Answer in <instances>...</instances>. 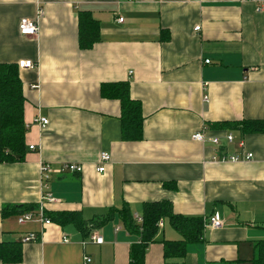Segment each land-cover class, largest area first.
<instances>
[{
    "label": "crops",
    "instance_id": "1",
    "mask_svg": "<svg viewBox=\"0 0 264 264\" xmlns=\"http://www.w3.org/2000/svg\"><path fill=\"white\" fill-rule=\"evenodd\" d=\"M80 10L100 22L88 49L79 46ZM25 18L37 20L36 35L20 32ZM20 60L34 64L19 68L29 151L0 161V242H20L23 257L0 264H130L139 236L118 210L139 220L144 203L161 200L186 216L217 213L223 226L206 225L183 257L166 258L162 241L182 236L161 220L145 264H253L264 240V133L213 125L264 119V0H0V63ZM116 81L142 104L141 140L123 138L119 100L101 95L102 83ZM198 131L205 141L193 138ZM103 152L110 159L99 171ZM231 155L241 159L221 160ZM66 163L83 170L61 171ZM25 203L38 206L2 214ZM113 208L88 235L45 222V210L89 219ZM26 212L33 218L20 223ZM30 233L37 238L24 242Z\"/></svg>",
    "mask_w": 264,
    "mask_h": 264
},
{
    "label": "trees",
    "instance_id": "2",
    "mask_svg": "<svg viewBox=\"0 0 264 264\" xmlns=\"http://www.w3.org/2000/svg\"><path fill=\"white\" fill-rule=\"evenodd\" d=\"M78 39L81 49L91 48L100 40V22L91 11L78 12ZM18 63H0V161L15 162L25 159L29 148L25 141L27 125L24 119L25 95L23 82L19 74ZM101 95L105 98L117 99L121 105V122L125 140H141L143 138L144 116L142 104L130 94L128 81L107 82L101 84ZM215 127L228 130H240L245 133H264V119H243L214 123ZM35 203H25L20 207L7 205L2 214L29 211L37 208ZM45 217L61 226L74 225L84 235L110 221L115 209L104 214L86 219L79 211H44ZM126 228L139 236L130 251V264H145V253L150 243L156 240L159 222L168 220L181 234V239H164V255L166 258L183 257L186 246L202 238L206 226V218L202 216H186L175 212L169 200L146 202L142 215L138 220L128 206L118 210ZM23 257L20 242H0V261L3 263H19ZM253 264H264V240L255 244Z\"/></svg>",
    "mask_w": 264,
    "mask_h": 264
},
{
    "label": "built area",
    "instance_id": "3",
    "mask_svg": "<svg viewBox=\"0 0 264 264\" xmlns=\"http://www.w3.org/2000/svg\"><path fill=\"white\" fill-rule=\"evenodd\" d=\"M40 14H42V10H40ZM119 21H123V18L120 17L118 19ZM199 27H197L198 29ZM19 29L20 32L23 35H36L39 27H38V22L37 20H33V19H22L20 24H19ZM206 62H209V59H206ZM19 67H33V62L31 60H20L18 62ZM36 121L41 124V126L45 127L49 120L46 117H40L38 119H36ZM228 139L232 140L233 136L231 134H228ZM193 138L198 140V141H205L206 140V136L205 133L202 131H198L193 135ZM210 140L215 143L218 144L219 143V138L218 137H212L210 138ZM31 149H34V145H31L30 147ZM253 157V153H247L245 155V158L247 160L251 159ZM110 159V155L107 152H103L101 155V159H100V164L98 166V170L99 171H104L105 167H104V163L107 162ZM241 159L240 156L238 155H231V156H223L221 158V160L225 161V160H231V161H239ZM42 170L43 171H48L50 170L49 166L43 164L42 165ZM64 170H69L71 172H81L83 170V167L80 164H76V163H66L62 168L61 171ZM47 198L49 201H53L54 199L51 197L50 194H47ZM41 216L44 217V213H43V209L41 210ZM33 218V213L31 212H26L23 213L18 219L20 223H25L27 221H29L30 219ZM46 223H49L50 220L49 219H45ZM206 225L216 229V228H221L223 226V220L222 218L215 213L214 215H211L210 217L206 218ZM37 236L34 233H30L27 236L24 237L23 241L27 242V241H31L36 239ZM92 241L96 242V243H102L103 242V238L100 235H95L93 234L91 236Z\"/></svg>",
    "mask_w": 264,
    "mask_h": 264
}]
</instances>
